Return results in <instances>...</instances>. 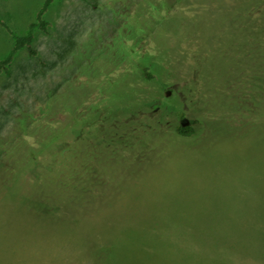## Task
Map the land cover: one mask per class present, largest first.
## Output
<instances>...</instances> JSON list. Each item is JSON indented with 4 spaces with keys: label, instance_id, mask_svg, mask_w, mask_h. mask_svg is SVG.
<instances>
[{
    "label": "rangeland",
    "instance_id": "374dc122",
    "mask_svg": "<svg viewBox=\"0 0 264 264\" xmlns=\"http://www.w3.org/2000/svg\"><path fill=\"white\" fill-rule=\"evenodd\" d=\"M254 1H54L48 32L35 33L38 55L21 51L0 75V264H264V90L255 98L243 85L262 55L239 52L236 38L264 13ZM43 2L0 0V20L24 36ZM153 10L166 19L142 39L131 20ZM14 45L0 25V61ZM140 62L160 78L147 82ZM92 107L87 125L115 119L100 143L122 136L117 148L72 150L76 116ZM190 121L197 136L183 139L176 129ZM59 128L67 142L51 153L76 171L85 160L86 177L38 191L32 174L6 169Z\"/></svg>",
    "mask_w": 264,
    "mask_h": 264
},
{
    "label": "trees",
    "instance_id": "16d2710c",
    "mask_svg": "<svg viewBox=\"0 0 264 264\" xmlns=\"http://www.w3.org/2000/svg\"><path fill=\"white\" fill-rule=\"evenodd\" d=\"M55 0H44L42 7L40 8V10L38 11L37 15H36V20L35 22L31 23L29 25V29L26 35L24 36H19L18 34L14 33L11 31V29H9L8 25L0 20V25L6 29H8L9 33L14 37V42L15 45L12 49V51L8 54V56H6L4 59H2L0 61V75L2 74H9L10 72V68L11 65L14 62V59L16 58V56L23 50H26L28 52V54L31 57H35L38 55L37 51L35 50L33 44L35 42V33L37 31H42V32H48V29L50 27V23L45 19L46 14L48 13L49 9L51 8V6L53 5ZM254 2H260V0H255ZM242 4V10L245 11L243 12L244 14H246V12L248 11L249 5H247V2H243ZM160 6H157V9H155L156 11L159 9ZM153 10V15H150L149 17L142 19V20H138L137 18H133L131 23L133 25V28L135 30V33L137 35H142V39L147 38L148 36L152 37V33H150V31H148L146 29V26L148 25V23L155 19L156 24H158L161 20L163 21V19L166 18H161L162 15L158 12V14H155ZM140 17V15L138 16ZM157 18V19H156ZM247 19V17H246ZM250 21L252 22V25H243L244 28H240L239 29V33L237 35V46H238V50L240 52V50L244 49V52L246 51L247 53H252V55H262V59L261 61H258L257 59L254 60V64L251 65V67H249V65L247 64L248 68L244 69V72H247L245 75L246 79H244L243 81V85L244 86H250L249 89L251 90V93L254 94L255 98L257 96V91L261 92L262 90H264V13L261 14L260 11L259 12H252V15H250ZM237 22H243V21H237ZM131 25V26H132ZM240 26V25H238ZM248 26V28L250 29V36L245 37L244 36V31H245V27ZM158 28V26H156ZM160 46L157 47V51L163 52V50H166L165 47H163L162 43H160L159 41L155 40ZM249 48V49H247ZM243 52V53H244ZM248 55V54H247ZM252 58V56H251ZM159 61L162 63H166L168 65V60L166 59V61L164 60V58L162 57V55H160L159 57ZM244 61V62H243ZM243 61L238 60V65H244L246 63V60L244 59ZM165 64V65H166ZM161 65V64H160ZM139 68L141 69V76L147 80V82H151V81H155L156 79L160 78V75H158L156 72H154L151 68L145 66L144 62L138 65ZM163 66V65H161ZM164 68V66H163ZM251 69V70H250ZM240 70V69H239ZM241 71V70H240ZM249 71V72H248ZM249 81H251L252 83L250 84ZM245 88V87H244ZM111 90V89H110ZM244 93H241V96H244L245 94H247V90H241ZM111 92V91H109ZM111 95V93H110ZM109 95V96H110ZM144 96V94L142 95ZM259 96H261V99L264 98V92H262V95L259 94ZM179 98V97H178ZM253 99V98H252ZM264 101V100H263ZM112 105V104H111ZM148 105H145L142 108H145ZM264 106V105H263ZM139 107V105H138ZM259 109H258V113L261 112L260 108H264L261 107L259 104ZM141 109V108H140ZM95 107L90 108V115H88L87 117H84L83 119L79 120V116H76V126L78 127V129L81 130L82 134H79L78 138L75 137L74 139V143L72 142V150L77 149V147H79V150L81 151L84 150L85 153L87 152V149H84L81 145L82 141L87 142L89 145L91 143L97 144L101 149L106 150L107 148L109 149H113L114 147L117 148L114 140H118L121 137H106V140H104V143H100V141H102L103 139L100 137V134L102 133L103 135H105L107 131H113V127H114V120H110V121H106L104 119V121H100L96 124H92V125H87V123L92 120L94 118V111ZM105 113H107V111L105 110ZM109 113V112H108ZM93 115V116H92ZM132 115V114H131ZM107 117H109L108 115H106ZM109 119V118H106ZM103 120V119H102ZM198 124V121H190L189 124H181L177 127L176 129V133L178 136H180L183 139H193L197 136L198 133V129L196 127V125ZM69 124H66V127L63 128H69ZM60 130H64L62 128L59 129H52L50 134H45V136H41V138H37L34 139V143L29 145V148H27L26 150H22V153H18L20 154L17 155L16 157H14L15 163L12 167L14 168H6L7 170L12 171L13 173H16L17 177L20 178L22 172L24 173H30L32 174V176L36 177L34 182L32 183L31 186H34L37 188L38 190V185L44 186V185H53L56 186L57 189L59 190V188H64V189H68L69 185H71L72 182H70V179L72 178V180L74 181V179L78 178L82 175L84 177L85 173L88 175L91 169L87 168V165H85V160L79 161V166L78 169L79 171H76L75 166L74 167H66L67 163L64 162V158L59 159L56 162L55 155H53L51 153L52 151V147H56L59 146L61 144L66 143V137H67V133L65 136H63V132H60ZM92 135V140H91V136ZM124 136V135H123ZM90 138V139H89ZM73 140V139H72ZM121 144V143H120ZM71 145V143H70ZM73 145H76L75 147ZM112 145V146H110ZM55 150V148H53ZM90 151V149H89ZM57 156V155H56ZM46 157H50L51 159H53V169L52 171L47 174V176L44 174H40V171L38 173L37 167L40 165V162H42V159H44L43 161L46 162L47 159ZM49 158V159H50ZM48 159V160H49ZM60 163L61 165H63V167L61 166V168H63L61 170L60 165H58L57 163ZM66 167V168H65ZM68 171V173H66ZM91 172V171H90ZM94 173L95 170H94ZM93 173V174H94ZM55 174H58L59 179H55ZM63 174V176H62ZM92 174V175H93ZM54 175V176H53ZM45 177V178H44ZM63 177V179H61ZM58 182V184L56 183ZM70 182V183H69ZM80 188L82 189H87L86 185L82 182H80ZM42 190L43 188L40 187ZM39 191V190H38ZM33 196V195H32ZM35 196V195H34ZM39 197V196H37ZM40 198V197H39ZM40 200V199H39ZM47 212H52V211H47ZM53 214H57L58 212H52Z\"/></svg>",
    "mask_w": 264,
    "mask_h": 264
}]
</instances>
